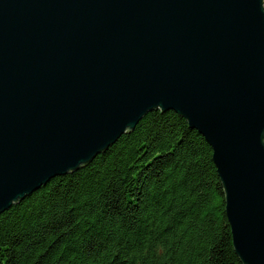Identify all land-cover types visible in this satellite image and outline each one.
I'll list each match as a JSON object with an SVG mask.
<instances>
[{"label": "water", "instance_id": "95a60500", "mask_svg": "<svg viewBox=\"0 0 264 264\" xmlns=\"http://www.w3.org/2000/svg\"><path fill=\"white\" fill-rule=\"evenodd\" d=\"M154 111L205 138L264 264V0H0V216Z\"/></svg>", "mask_w": 264, "mask_h": 264}, {"label": "trees", "instance_id": "16d2710c", "mask_svg": "<svg viewBox=\"0 0 264 264\" xmlns=\"http://www.w3.org/2000/svg\"><path fill=\"white\" fill-rule=\"evenodd\" d=\"M0 264L242 263L212 148L174 111H154L4 212Z\"/></svg>", "mask_w": 264, "mask_h": 264}]
</instances>
